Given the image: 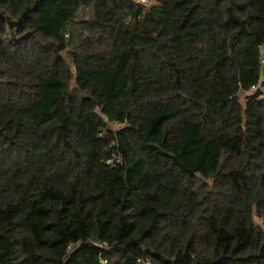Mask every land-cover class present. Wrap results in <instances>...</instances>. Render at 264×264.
Wrapping results in <instances>:
<instances>
[{"label": "trees", "instance_id": "1", "mask_svg": "<svg viewBox=\"0 0 264 264\" xmlns=\"http://www.w3.org/2000/svg\"><path fill=\"white\" fill-rule=\"evenodd\" d=\"M263 43L264 0H0V264H264Z\"/></svg>", "mask_w": 264, "mask_h": 264}, {"label": "built area", "instance_id": "2", "mask_svg": "<svg viewBox=\"0 0 264 264\" xmlns=\"http://www.w3.org/2000/svg\"><path fill=\"white\" fill-rule=\"evenodd\" d=\"M138 1L142 3H147L149 0H138ZM260 51H261L260 61H261L262 78H261V82L259 83V85L255 86L252 89V92H255L257 89L260 88L262 90L261 96L264 98V43L260 45Z\"/></svg>", "mask_w": 264, "mask_h": 264}, {"label": "rangeland", "instance_id": "3", "mask_svg": "<svg viewBox=\"0 0 264 264\" xmlns=\"http://www.w3.org/2000/svg\"><path fill=\"white\" fill-rule=\"evenodd\" d=\"M245 95V93L242 94V97Z\"/></svg>", "mask_w": 264, "mask_h": 264}]
</instances>
